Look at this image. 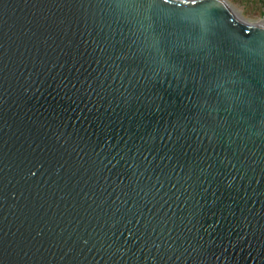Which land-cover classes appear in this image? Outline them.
<instances>
[{
	"label": "water",
	"instance_id": "1",
	"mask_svg": "<svg viewBox=\"0 0 264 264\" xmlns=\"http://www.w3.org/2000/svg\"><path fill=\"white\" fill-rule=\"evenodd\" d=\"M0 264H264V27L0 0Z\"/></svg>",
	"mask_w": 264,
	"mask_h": 264
},
{
	"label": "rangeland",
	"instance_id": "2",
	"mask_svg": "<svg viewBox=\"0 0 264 264\" xmlns=\"http://www.w3.org/2000/svg\"><path fill=\"white\" fill-rule=\"evenodd\" d=\"M239 20L258 25L264 19V0H223ZM242 20H241V19Z\"/></svg>",
	"mask_w": 264,
	"mask_h": 264
},
{
	"label": "bare ground",
	"instance_id": "3",
	"mask_svg": "<svg viewBox=\"0 0 264 264\" xmlns=\"http://www.w3.org/2000/svg\"><path fill=\"white\" fill-rule=\"evenodd\" d=\"M233 16H234V17L236 18V20H238L239 22H242V21H243L241 18H240V19H241L242 21H240L238 16H235L234 14H233ZM242 23H244V22H242ZM258 25L264 27V19H263L262 21H260V23H259Z\"/></svg>",
	"mask_w": 264,
	"mask_h": 264
}]
</instances>
